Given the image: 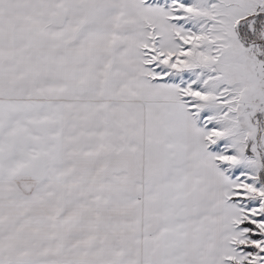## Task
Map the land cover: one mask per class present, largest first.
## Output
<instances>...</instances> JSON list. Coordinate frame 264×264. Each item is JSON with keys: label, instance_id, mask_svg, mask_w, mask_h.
Returning <instances> with one entry per match:
<instances>
[{"label": "snow or ice", "instance_id": "snow-or-ice-1", "mask_svg": "<svg viewBox=\"0 0 264 264\" xmlns=\"http://www.w3.org/2000/svg\"><path fill=\"white\" fill-rule=\"evenodd\" d=\"M0 264H264V0H0Z\"/></svg>", "mask_w": 264, "mask_h": 264}]
</instances>
